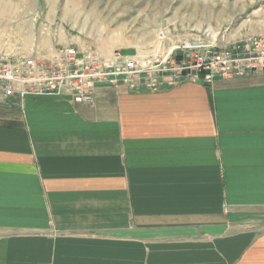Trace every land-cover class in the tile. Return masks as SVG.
Listing matches in <instances>:
<instances>
[{"label":"crops","instance_id":"1","mask_svg":"<svg viewBox=\"0 0 264 264\" xmlns=\"http://www.w3.org/2000/svg\"><path fill=\"white\" fill-rule=\"evenodd\" d=\"M0 264H264V72L0 104Z\"/></svg>","mask_w":264,"mask_h":264},{"label":"rangeland","instance_id":"2","mask_svg":"<svg viewBox=\"0 0 264 264\" xmlns=\"http://www.w3.org/2000/svg\"><path fill=\"white\" fill-rule=\"evenodd\" d=\"M263 36L264 0H0L6 58H50L75 46L106 59L120 51L145 65L206 60Z\"/></svg>","mask_w":264,"mask_h":264},{"label":"built area","instance_id":"3","mask_svg":"<svg viewBox=\"0 0 264 264\" xmlns=\"http://www.w3.org/2000/svg\"><path fill=\"white\" fill-rule=\"evenodd\" d=\"M191 57L145 65L120 51L106 59L96 48L75 46L61 47L50 58L0 57V101L70 94L74 102L91 103L100 86L156 91L163 84L184 80L203 79L212 84L217 79L263 73L264 36L250 40L243 49L211 51L206 60Z\"/></svg>","mask_w":264,"mask_h":264}]
</instances>
